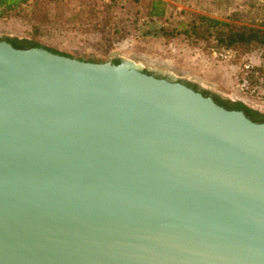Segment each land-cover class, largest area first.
Returning <instances> with one entry per match:
<instances>
[{
  "label": "water",
  "instance_id": "obj_1",
  "mask_svg": "<svg viewBox=\"0 0 264 264\" xmlns=\"http://www.w3.org/2000/svg\"><path fill=\"white\" fill-rule=\"evenodd\" d=\"M200 89L0 38V264H264V122Z\"/></svg>",
  "mask_w": 264,
  "mask_h": 264
},
{
  "label": "rangeland",
  "instance_id": "obj_2",
  "mask_svg": "<svg viewBox=\"0 0 264 264\" xmlns=\"http://www.w3.org/2000/svg\"><path fill=\"white\" fill-rule=\"evenodd\" d=\"M163 1L166 13L155 18L147 11L151 0H140L142 9L124 16L98 0H29L0 19V38L31 40L83 60L130 59L143 70L196 84L264 114L263 51L226 49L190 28L200 15L258 27L264 0ZM162 29L172 33L164 36Z\"/></svg>",
  "mask_w": 264,
  "mask_h": 264
},
{
  "label": "trees",
  "instance_id": "obj_3",
  "mask_svg": "<svg viewBox=\"0 0 264 264\" xmlns=\"http://www.w3.org/2000/svg\"><path fill=\"white\" fill-rule=\"evenodd\" d=\"M29 0H0V19L8 16L10 13L18 11ZM70 1V0H64ZM104 7L112 11L114 15L132 14V10L135 12L140 11L142 7L139 6L140 0H98ZM166 3L163 0H151L147 7L148 15L150 17L161 18L166 13ZM191 31L198 36L212 37L217 45L226 49L229 48H249L258 47L264 53V20L258 27L237 25L234 22L228 20H220L207 16H196V20L190 22ZM163 35L171 34L172 31L162 29ZM7 42L11 43L16 48H28L41 46L37 42L17 39L6 38ZM44 47V46H43ZM52 52L69 56L65 53L59 52L55 49L44 47ZM118 61H115L117 64ZM205 95H207L204 92ZM214 100L224 106L227 109L241 110L251 120L255 122H264V114L258 111L252 110L241 102H229L220 100L218 97H214Z\"/></svg>",
  "mask_w": 264,
  "mask_h": 264
},
{
  "label": "flooded vegetation",
  "instance_id": "obj_4",
  "mask_svg": "<svg viewBox=\"0 0 264 264\" xmlns=\"http://www.w3.org/2000/svg\"><path fill=\"white\" fill-rule=\"evenodd\" d=\"M115 61H116V60H112L111 62L115 63ZM117 61H118V60H117ZM187 83H188V85H190L191 87H193V88H195V89H200V88L197 87L196 84H193V83H190V82H187ZM200 90H201V89H200ZM202 91H204L207 95H211L212 97H213V96H214V97H218L220 100L225 101L224 98H221V97H220L217 93H215V92L207 91V90H204V89H202Z\"/></svg>",
  "mask_w": 264,
  "mask_h": 264
},
{
  "label": "bare ground",
  "instance_id": "obj_5",
  "mask_svg": "<svg viewBox=\"0 0 264 264\" xmlns=\"http://www.w3.org/2000/svg\"><path fill=\"white\" fill-rule=\"evenodd\" d=\"M134 61H137V59L135 58V59H133ZM132 61V60H131ZM139 61V60H138Z\"/></svg>",
  "mask_w": 264,
  "mask_h": 264
},
{
  "label": "built area",
  "instance_id": "obj_6",
  "mask_svg": "<svg viewBox=\"0 0 264 264\" xmlns=\"http://www.w3.org/2000/svg\"><path fill=\"white\" fill-rule=\"evenodd\" d=\"M247 83H246V81H244V85H246Z\"/></svg>",
  "mask_w": 264,
  "mask_h": 264
}]
</instances>
